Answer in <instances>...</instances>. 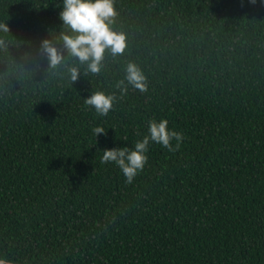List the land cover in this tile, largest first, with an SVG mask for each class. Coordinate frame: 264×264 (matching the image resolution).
Masks as SVG:
<instances>
[{"label":"trees","instance_id":"trees-1","mask_svg":"<svg viewBox=\"0 0 264 264\" xmlns=\"http://www.w3.org/2000/svg\"><path fill=\"white\" fill-rule=\"evenodd\" d=\"M114 7L126 47L92 73L64 49L63 0H0V257L264 264V0ZM46 39L64 55L55 67ZM129 63L145 91L125 80ZM96 91L115 97L106 116L84 102ZM153 118L183 139L150 143L129 184L103 150L133 148Z\"/></svg>","mask_w":264,"mask_h":264},{"label":"clouds","instance_id":"clouds-1","mask_svg":"<svg viewBox=\"0 0 264 264\" xmlns=\"http://www.w3.org/2000/svg\"><path fill=\"white\" fill-rule=\"evenodd\" d=\"M59 15L63 25L68 29L61 36L64 49L70 56L77 58L80 64H86L88 71L98 73L101 70L106 51H110L113 56L123 53L126 47L125 35L112 27L117 15L114 0H63V8ZM8 31V25L0 23V32ZM2 43L3 41H0V44ZM41 47L47 54L51 67L63 61V53L51 40H43ZM69 72L71 80L77 81L80 75L78 67H71ZM125 72V80L128 84L140 91L147 89L146 78L136 64L129 63ZM123 83L121 81V84ZM123 90H127L126 86ZM114 100V96L96 91L85 98L84 102L92 106L99 116H106L113 108ZM168 124L166 118L149 120L147 134L137 140L133 148L125 146L105 149L102 162L114 163L126 182L131 184L148 162L147 153L150 143L159 144L169 151L179 149L183 136L170 129ZM93 131L96 137L106 132L103 126H97ZM173 140L176 141L175 146ZM0 264H8V262L0 257Z\"/></svg>","mask_w":264,"mask_h":264},{"label":"rangeland","instance_id":"rangeland-1","mask_svg":"<svg viewBox=\"0 0 264 264\" xmlns=\"http://www.w3.org/2000/svg\"><path fill=\"white\" fill-rule=\"evenodd\" d=\"M8 264H11V263H8Z\"/></svg>","mask_w":264,"mask_h":264}]
</instances>
